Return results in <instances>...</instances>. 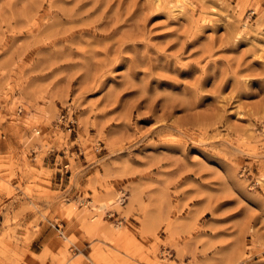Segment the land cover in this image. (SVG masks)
I'll return each instance as SVG.
<instances>
[{
	"label": "rangeland",
	"instance_id": "obj_1",
	"mask_svg": "<svg viewBox=\"0 0 264 264\" xmlns=\"http://www.w3.org/2000/svg\"><path fill=\"white\" fill-rule=\"evenodd\" d=\"M177 1L0 0V264H264V0Z\"/></svg>",
	"mask_w": 264,
	"mask_h": 264
},
{
	"label": "crops",
	"instance_id": "obj_2",
	"mask_svg": "<svg viewBox=\"0 0 264 264\" xmlns=\"http://www.w3.org/2000/svg\"><path fill=\"white\" fill-rule=\"evenodd\" d=\"M44 250L54 254L55 248L49 246L42 248L38 239L31 241L28 247L29 256L25 257L21 264H52L48 256L45 258L40 257Z\"/></svg>",
	"mask_w": 264,
	"mask_h": 264
},
{
	"label": "built area",
	"instance_id": "obj_3",
	"mask_svg": "<svg viewBox=\"0 0 264 264\" xmlns=\"http://www.w3.org/2000/svg\"><path fill=\"white\" fill-rule=\"evenodd\" d=\"M58 123L60 125H62V127L64 128V130L70 134V133H73V129H74V122L72 121L71 119V116L67 114V110L58 117ZM59 176H58V179H57V182L56 184L58 186H61V184L63 183V180H66V185H67V181H68V170H67V164H63L61 167L58 168L57 170ZM63 175H64V179H63ZM66 176V177H65ZM124 199H125V196L123 195L122 196V204L124 203Z\"/></svg>",
	"mask_w": 264,
	"mask_h": 264
},
{
	"label": "bare ground",
	"instance_id": "obj_4",
	"mask_svg": "<svg viewBox=\"0 0 264 264\" xmlns=\"http://www.w3.org/2000/svg\"><path fill=\"white\" fill-rule=\"evenodd\" d=\"M184 7H185V2H184V0H178L177 2H176V5L174 6V9H175V11H177V12H181V11H183V9H184ZM74 122V121H73ZM137 193V192H136ZM107 196V195H106ZM125 201V200H124ZM105 203H106V206H110V205H112L113 204V201L112 200H107V201H105Z\"/></svg>",
	"mask_w": 264,
	"mask_h": 264
}]
</instances>
